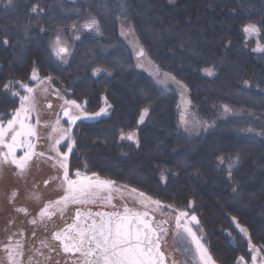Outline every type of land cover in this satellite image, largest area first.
<instances>
[{"label":"trees","instance_id":"1","mask_svg":"<svg viewBox=\"0 0 264 264\" xmlns=\"http://www.w3.org/2000/svg\"><path fill=\"white\" fill-rule=\"evenodd\" d=\"M55 1L0 0V119L33 73L60 82L94 117L73 130L69 175L93 174L196 215L216 264L252 262L253 253L264 264V0H117L122 8L109 15L90 9L94 0ZM124 24L185 89L203 130L181 127L172 88L130 70ZM53 33L71 49L64 63L50 51ZM132 129L135 142L119 139Z\"/></svg>","mask_w":264,"mask_h":264},{"label":"rangeland","instance_id":"2","mask_svg":"<svg viewBox=\"0 0 264 264\" xmlns=\"http://www.w3.org/2000/svg\"><path fill=\"white\" fill-rule=\"evenodd\" d=\"M89 7L94 12L109 15L113 9H121L122 4L117 0H94ZM129 28L122 25V32ZM124 35L125 46L132 56H140L136 65L138 63L158 87L172 88L178 95L181 127H188L192 132L198 128L203 130L205 123L191 122L185 89L145 52L138 55L140 44ZM58 47H66L68 54L71 50L64 37L53 33L50 51L56 60L60 58ZM30 81L31 84L20 87L22 94L16 110L7 119H0V231L29 232L25 264H58L53 254L56 250L48 237L42 239V245L31 246V239L38 234L30 231L29 225L47 217L49 227L54 219L64 227L79 210L87 211L90 216L101 211L121 217L135 214L149 221L158 233L160 251L168 264H216L205 247L204 232L196 215L160 204L93 174L78 171L69 175L68 160L73 148L71 133L75 123L87 116L83 105L69 98V92L54 84L50 77L33 73ZM185 124L188 126L184 127ZM0 248V258L4 259V242ZM0 264H9V261L2 260ZM60 264H70V257L61 253ZM238 264H263V261L260 254L253 253L252 262L239 260Z\"/></svg>","mask_w":264,"mask_h":264},{"label":"water","instance_id":"3","mask_svg":"<svg viewBox=\"0 0 264 264\" xmlns=\"http://www.w3.org/2000/svg\"><path fill=\"white\" fill-rule=\"evenodd\" d=\"M64 47H58L63 53ZM81 228L74 243L91 264H168L160 251L158 233L138 215L115 216L102 212Z\"/></svg>","mask_w":264,"mask_h":264},{"label":"flooded vegetation","instance_id":"4","mask_svg":"<svg viewBox=\"0 0 264 264\" xmlns=\"http://www.w3.org/2000/svg\"><path fill=\"white\" fill-rule=\"evenodd\" d=\"M55 2H56L55 0H50L49 6L51 9L54 8ZM40 13L43 14V10H40ZM83 28H85L86 31L88 32L94 28V25H92V24L85 25V26H83ZM117 30H118V35L120 36V39H121L120 42H122V44L124 46H125L126 41H124L122 38L124 35L123 33H125L126 36L132 38L134 43H138V45L140 44V41L138 40L135 33L132 32V30L130 28L127 29L126 31L122 32V30H123L122 26L118 25ZM251 34H249L250 38H251ZM255 45L258 46L260 48V50H263L258 41H256ZM64 48H65V51L63 53L58 52L59 56H60V58L57 57L58 62L64 63L65 59L67 58L68 49L66 47H64ZM139 49H140V51L138 52V55H141L142 51L145 52L144 49H142L141 44L139 45ZM146 55H147V53H146ZM139 57H137V58L139 59ZM137 58L134 56L131 57V62H130L131 68H130V70H132V72H134L135 74H138V75H147L141 70V66L138 63L136 65V60H138ZM89 75H93L94 79H97L98 75L110 76V75H114V74L112 72L107 71L105 73L91 72V73H89ZM120 75H128V72H125V71L122 72L121 71ZM207 75L213 76L212 73H208V72H207ZM51 80L54 84L62 85L58 81H54L53 79H51ZM105 104H107V102H105ZM101 109L103 110L104 115L109 113V111H108L109 105L102 106ZM86 115L87 116H85V118L81 119V120H83V121L85 120V121H89V122L94 121L93 115H89V114H86ZM79 121H77L75 123V125L73 126L72 133H73V130H74L76 124ZM141 123L142 122L139 119L138 122H136V124H133V126H139ZM72 133H71V136H72ZM136 135H137L136 130L132 129L131 131L121 133L119 135V139H121V140L125 139L129 142H135ZM102 212H105V211H101L100 213H98L95 216H90L87 214V211L79 210L73 215L72 221L67 223L64 227H61L60 223L58 221H55V219L53 220V225L51 227H49L47 225L49 222V219H47V217H45V219H38L37 221H34V223L29 225L30 231H33V233L38 234L37 236H33V239H31L32 240L31 246H34L35 244L39 245V243H40V245H42V239L46 236L50 240H52V244L54 246L53 249L56 250V252L53 254L55 255L56 259L58 260V264H60L61 253H63V255H67L68 257H70V264H91L90 260L84 256L83 252H81L79 250V248L76 246V244L74 243V241H71V240H74L75 238H77V235L80 233L81 228L79 226H77V224L89 225V223L92 220H97L98 216ZM115 216H117V215H115ZM26 223H27V220H26ZM26 228H27V230L29 229L28 226ZM2 233L3 232L0 231V236L2 235ZM28 234H29V232H27V231L24 232L23 234L22 233L18 234V233L9 232V230L7 232L3 233V238L0 237V246H2V243L4 242V244L6 246V249H4V251H6V253H5L6 255H5L4 259L0 258V262H2V260H4V262L9 261V264H23V263L25 264V262L28 261V259H26V258H27V254H28V246L30 243V240L28 238V236H29ZM31 249H34V247H31ZM54 250H53V252H54ZM0 252H1V248H0Z\"/></svg>","mask_w":264,"mask_h":264}]
</instances>
